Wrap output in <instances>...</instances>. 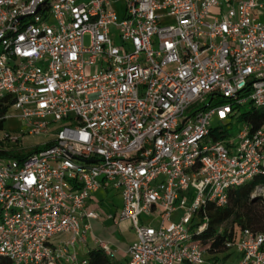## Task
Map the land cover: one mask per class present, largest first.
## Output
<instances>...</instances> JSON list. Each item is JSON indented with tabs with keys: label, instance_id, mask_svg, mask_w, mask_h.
Instances as JSON below:
<instances>
[{
	"label": "built area",
	"instance_id": "obj_1",
	"mask_svg": "<svg viewBox=\"0 0 264 264\" xmlns=\"http://www.w3.org/2000/svg\"><path fill=\"white\" fill-rule=\"evenodd\" d=\"M8 101L4 119L27 134L56 132L20 158L2 155L24 150L19 136L0 141V259L87 264L68 246L100 217L92 194L111 189L122 197L113 219L136 240L125 263L106 264H210L208 205L264 177V124L223 128L233 106L264 108V0H0ZM251 197L264 198V184ZM225 251L264 264V232L241 229Z\"/></svg>",
	"mask_w": 264,
	"mask_h": 264
},
{
	"label": "trees",
	"instance_id": "obj_2",
	"mask_svg": "<svg viewBox=\"0 0 264 264\" xmlns=\"http://www.w3.org/2000/svg\"><path fill=\"white\" fill-rule=\"evenodd\" d=\"M7 100V98H6ZM227 100L219 99L214 104L225 103ZM10 101L8 103H0V128L3 126L4 115L6 114ZM234 110L239 111L238 106H233ZM239 121H249L253 126V130L264 124V108L244 110L238 115ZM212 136L217 138L215 132ZM2 146H10L3 144ZM50 145L49 142L44 143L41 148ZM40 147H34L28 150L16 152L9 150L2 153L6 157L26 156L39 150ZM257 184H264V177H256L250 182H247L239 187L229 190L228 204L225 207H215L210 204L207 207L209 218L208 229L203 234L204 243L206 246V260L210 264H225L223 261L230 253L225 251V242L231 240L235 233L241 229H251L253 231L264 232V198H252L251 192ZM220 225H223V231L218 233ZM87 264H106L113 260L106 254L103 248L97 247L89 250L85 256ZM0 264H9L5 259H0Z\"/></svg>",
	"mask_w": 264,
	"mask_h": 264
},
{
	"label": "crops",
	"instance_id": "obj_3",
	"mask_svg": "<svg viewBox=\"0 0 264 264\" xmlns=\"http://www.w3.org/2000/svg\"><path fill=\"white\" fill-rule=\"evenodd\" d=\"M89 206L100 211V217L91 220V229L87 232L84 240H79L73 246H68V252L74 253L77 258H83L92 248L100 247L98 240H101L114 254L113 261L125 263L130 258L128 248L136 240V235L128 221L116 223L113 219L122 206L121 195L111 189H99L92 194ZM68 238L69 234H60L56 236L55 244L63 246ZM58 264L71 263L61 258Z\"/></svg>",
	"mask_w": 264,
	"mask_h": 264
},
{
	"label": "rangeland",
	"instance_id": "obj_4",
	"mask_svg": "<svg viewBox=\"0 0 264 264\" xmlns=\"http://www.w3.org/2000/svg\"><path fill=\"white\" fill-rule=\"evenodd\" d=\"M116 41H118V38H115ZM89 71V70H87ZM208 102V99H206V104ZM198 107H195V109ZM251 107L250 105H244L241 106L239 109V112L237 116L233 117L229 124L223 126L225 132L231 133L232 135L236 134L241 126V121L238 120L239 113L243 112L244 110H249ZM219 125V122L217 120L213 121V127H216ZM27 127L25 126L24 122H22L19 118L15 117L11 112L7 115L3 122L2 128H0V141L4 137V133H9L11 135H16L20 137L19 144L20 146L24 147L23 151H28L31 148L34 147H40L46 143L47 141L51 140L55 136V129L49 130L46 134H40V135H32L27 134ZM179 213L176 212L172 215L171 220H176L177 215ZM153 225H157V221L152 222ZM230 253V252H229ZM240 259V255L231 251V253L223 259L225 264H238V261Z\"/></svg>",
	"mask_w": 264,
	"mask_h": 264
}]
</instances>
